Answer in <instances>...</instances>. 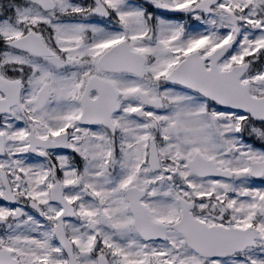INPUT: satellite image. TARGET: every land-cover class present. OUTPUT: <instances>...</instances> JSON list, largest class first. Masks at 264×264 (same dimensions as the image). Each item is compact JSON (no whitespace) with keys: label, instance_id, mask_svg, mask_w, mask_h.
Returning <instances> with one entry per match:
<instances>
[{"label":"snow or ice","instance_id":"6c2138e0","mask_svg":"<svg viewBox=\"0 0 264 264\" xmlns=\"http://www.w3.org/2000/svg\"><path fill=\"white\" fill-rule=\"evenodd\" d=\"M0 264H264V0H0Z\"/></svg>","mask_w":264,"mask_h":264}]
</instances>
